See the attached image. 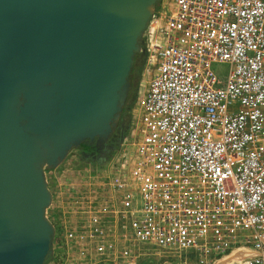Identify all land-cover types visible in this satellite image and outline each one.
<instances>
[{"label": "built area", "instance_id": "built-area-1", "mask_svg": "<svg viewBox=\"0 0 264 264\" xmlns=\"http://www.w3.org/2000/svg\"><path fill=\"white\" fill-rule=\"evenodd\" d=\"M143 41L134 138L47 175L62 261L264 264V0H161Z\"/></svg>", "mask_w": 264, "mask_h": 264}, {"label": "water", "instance_id": "water-1", "mask_svg": "<svg viewBox=\"0 0 264 264\" xmlns=\"http://www.w3.org/2000/svg\"><path fill=\"white\" fill-rule=\"evenodd\" d=\"M160 2L0 0V264L54 254L47 169L85 143L112 148Z\"/></svg>", "mask_w": 264, "mask_h": 264}, {"label": "trees", "instance_id": "trees-1", "mask_svg": "<svg viewBox=\"0 0 264 264\" xmlns=\"http://www.w3.org/2000/svg\"><path fill=\"white\" fill-rule=\"evenodd\" d=\"M143 45H144V41H143ZM143 52L139 53L137 56H136V59H135V64H134V69L136 68L137 66V57H139ZM144 61L142 63V65L139 67V78L136 82V87H135V93H134V97L132 98L131 95H129V98L126 102V104L124 105L123 107V111L121 113V116L123 114H126L128 115V117L130 118V120H132V117H133V110L136 106V102H137V96H138V88H139V84L141 82V79H142V69L144 68L145 64H146V53L144 52ZM134 69H133V72H134ZM133 76V74H132ZM132 83H133V77H132ZM131 122V121H130ZM128 133V132H127ZM126 134V133H125ZM124 134V135H125ZM123 135V137H124ZM76 153L78 154L79 156V159L82 161V162H88L91 164V166L95 169H100L104 166V164L106 163V161L102 160V162H95V156L97 155V150H96V147L94 144H90V143H85L83 145V147L81 148H77V149H74L71 153ZM51 169H47V171H49ZM51 210V209H50ZM50 218L53 220V215H49ZM54 222V221H53ZM57 234L59 233L60 229H59V226L57 225ZM57 238V235L56 237L54 238V241L52 242L55 243V239ZM57 243V242H56ZM54 245V244H53ZM56 246H58V248H54V254H51L47 257L46 261L44 264H48L51 260H55L57 258L58 255H60L61 257V260H63V256H64V250L61 246V244H56ZM62 249V250H61ZM174 263V262H173ZM139 264H164L162 262H159V261H155V260H152V259H148V258H142L140 261H139Z\"/></svg>", "mask_w": 264, "mask_h": 264}, {"label": "rangeland", "instance_id": "rangeland-1", "mask_svg": "<svg viewBox=\"0 0 264 264\" xmlns=\"http://www.w3.org/2000/svg\"><path fill=\"white\" fill-rule=\"evenodd\" d=\"M212 68H213L214 72L216 73V75L219 78V85H222L223 86L224 85V82L226 81V78L228 76V72H229V68H230L229 64L223 63V62H216V63H213ZM147 78H148L147 75H142V79H141V82L139 84L137 102H136V106H135V108L133 110L132 124H131V128H130L128 134H127L129 140H130V138L131 139L134 138V135L133 134L135 133V126H136V122H137L138 117H139V98H140L141 93L143 92L144 88L145 89L147 88V84H146ZM129 140H128V142H129ZM125 147H127V145L126 144H124V145L122 144L120 150H123V148H125ZM76 153L75 152L74 153H70V155L67 157V159L64 162V164H62L61 166H59L58 169H57V171L62 172L64 166L67 165V164H72V165H77V166L78 165H84L85 163L82 162V161H80L78 159ZM51 174H52L51 171H47L48 177H50ZM50 183H51V181H50ZM53 185L54 184L52 182L51 183L52 188L54 187ZM48 214L49 215H53V213H52L51 210H49ZM53 221H54L55 225L57 226L58 225V219L55 216L53 217ZM53 241H54V239H53ZM55 241L57 243L55 242V243H53L54 245L52 244L53 249L54 248H58V246H56V244H60L58 237L55 239ZM240 253H241L240 251L237 252V253H235V257L237 258V260H239L238 262H242V258L245 257V256H247V255L242 256V255H240ZM248 255H251V254L248 253ZM60 257L61 256L58 255L55 260H51L48 264H64V262L61 260ZM162 263H164V264H179V263H170L169 261L166 262L164 260H163Z\"/></svg>", "mask_w": 264, "mask_h": 264}, {"label": "flooded vegetation", "instance_id": "flooded-vegetation-1", "mask_svg": "<svg viewBox=\"0 0 264 264\" xmlns=\"http://www.w3.org/2000/svg\"><path fill=\"white\" fill-rule=\"evenodd\" d=\"M144 57H145L144 52L139 57H137V61H136L137 66L133 72V76H132L133 77V83H132V87L130 90V95L132 96V98L134 97L133 95L135 93L136 82H137L139 75H140L139 74V67L142 65V63L144 61ZM144 70H145V66L142 69V75H143ZM131 124H132V120H130L128 115L123 114L120 117L118 126L116 127V129H115V131H114V133L111 136V139L109 141V143L112 145V148L105 149L104 150V156H102L99 152H97V155L95 156V159H96L95 162L99 163V162H102V160L108 162V161L112 160L118 154V152L120 151L121 145L123 144L125 138L127 137V134H128L127 132H129V130L131 128ZM123 135H124V137H123ZM77 157L79 159L78 154H77ZM84 163L90 164L88 162H84Z\"/></svg>", "mask_w": 264, "mask_h": 264}, {"label": "bare ground", "instance_id": "bare-ground-1", "mask_svg": "<svg viewBox=\"0 0 264 264\" xmlns=\"http://www.w3.org/2000/svg\"><path fill=\"white\" fill-rule=\"evenodd\" d=\"M243 251L244 250H240V252H241L240 255H242V256L248 255V253L251 254V255L253 254V252H250V251H244V252ZM236 261H239V260H237V258L235 257V253L232 254V255H230V261H229V263H233V262H236Z\"/></svg>", "mask_w": 264, "mask_h": 264}]
</instances>
